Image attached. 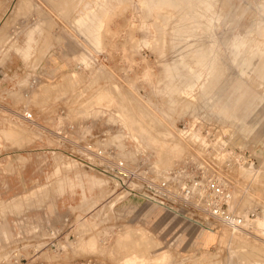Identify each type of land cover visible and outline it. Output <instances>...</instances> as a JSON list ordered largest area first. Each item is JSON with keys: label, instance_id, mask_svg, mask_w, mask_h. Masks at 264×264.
<instances>
[{"label": "rangeland", "instance_id": "obj_1", "mask_svg": "<svg viewBox=\"0 0 264 264\" xmlns=\"http://www.w3.org/2000/svg\"><path fill=\"white\" fill-rule=\"evenodd\" d=\"M162 1L0 0V44L16 42L8 46L7 70L33 64L54 80L33 97L47 128L57 106L74 103L73 115L100 119L105 129L121 125L154 162L174 139L184 149L172 164L186 155L177 135L185 119L200 113L219 121L232 145L261 168L251 205L263 218L264 0ZM4 115L0 264L22 240L39 245L35 234L46 219L99 213L104 234L59 240L77 248L62 257L66 264H264V230L257 225L238 233L218 225L213 236L136 198L116 201L112 183L70 161L65 143ZM89 220L82 227L92 230ZM60 255L34 257L47 264Z\"/></svg>", "mask_w": 264, "mask_h": 264}, {"label": "built area", "instance_id": "obj_2", "mask_svg": "<svg viewBox=\"0 0 264 264\" xmlns=\"http://www.w3.org/2000/svg\"><path fill=\"white\" fill-rule=\"evenodd\" d=\"M11 44H16L12 37L7 44L6 41L0 44V115L6 112L7 121L65 143L70 161L112 183L116 201L136 198L145 206L162 209L196 231L217 232L218 225H225L238 233L253 227L260 211L253 208L251 202L253 191L260 187L257 178L261 168H255L246 150L232 145V138L219 121L200 113L185 119L177 135L186 143L187 153L167 168H159L148 152L140 154L136 142L121 125L105 129L106 123L105 127L101 126L100 119L73 115L70 107L74 103L68 107L57 106L49 117L51 128H47L36 116L33 97L42 85L54 80L43 73L42 66L33 64L23 67L20 73L7 70ZM81 66L78 64V69ZM241 200L249 202L245 206L237 204ZM103 215L99 213L92 219L89 215L76 214L57 222L46 219L35 234L40 244L29 248V245H21L27 242L22 240L20 246L14 244L11 250L8 247L9 256L2 264L8 260L27 264L42 253L65 254L68 258L77 248L60 245L59 240L74 243L96 231L104 234L107 224ZM89 219L96 224L92 230L82 227Z\"/></svg>", "mask_w": 264, "mask_h": 264}, {"label": "bare ground", "instance_id": "obj_3", "mask_svg": "<svg viewBox=\"0 0 264 264\" xmlns=\"http://www.w3.org/2000/svg\"><path fill=\"white\" fill-rule=\"evenodd\" d=\"M152 1V0H151ZM163 1H165V0H163ZM162 1V2H163ZM173 0H171V2H172ZM155 2H156V0H155ZM164 3H166V2H164ZM174 3V2H173ZM158 4V3H157ZM162 4V3H161ZM168 4H169V1H168ZM171 4V3H170ZM169 4V5H170ZM178 4V3H177ZM153 5H155V4H153ZM165 4H163V6H164ZM167 5V4H166ZM173 5V4H172ZM150 6V5H149ZM151 6H152V4H151ZM159 6V5H158ZM160 7V6H159ZM19 8V7H18ZM155 13H156V11H155ZM184 18V17H183ZM189 24V23H188ZM196 54V53H195ZM190 86H192V85H190ZM160 122V121H159ZM153 139H154V142L156 141V142H158V140L156 139V136L155 137H153ZM165 148L167 149V153H166V155L165 156H163V157H160V158H158L157 159V161H156V163H157V165L159 166V168H167L168 166H170V164H172V157H174V156H176V155H179L180 154V152L184 149L183 148V145L180 143V142H178V141H176L175 139L174 140H171V142H169V143H166V145H165ZM169 164V165H168ZM261 178V177H260ZM254 186H256V185H254ZM248 200V199H247ZM247 200H241V201H239V202H237V204H240V205H243V206H245V205H247L248 204V202L249 201H247ZM258 226L259 228H257V230H264V217L263 218H257L255 221H254V224H253V227H255V226ZM203 232V231H202ZM204 232H206V233H209L210 235H213V236H217V232H215V231H204ZM162 252V251H161ZM162 254V253H161ZM165 257V256H164ZM129 261V264H131L132 262V260L130 259V260H128ZM251 262V261H250ZM252 263V262H251ZM255 263V262H254ZM259 263V262H258ZM262 263H264V262H262Z\"/></svg>", "mask_w": 264, "mask_h": 264}, {"label": "crops", "instance_id": "obj_4", "mask_svg": "<svg viewBox=\"0 0 264 264\" xmlns=\"http://www.w3.org/2000/svg\"><path fill=\"white\" fill-rule=\"evenodd\" d=\"M10 63H11V61H10ZM9 63V64H10ZM57 255H59V254H57ZM65 254H61L60 256H57L56 257V259L54 260V261H52V262H50V263H47V264H66L65 262H64V260L62 259V257L64 256ZM40 256V255H39ZM38 256V257H39ZM27 264H44V263H42V262H40V260H37V259H34V261H31V262H28Z\"/></svg>", "mask_w": 264, "mask_h": 264}]
</instances>
